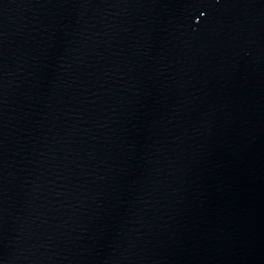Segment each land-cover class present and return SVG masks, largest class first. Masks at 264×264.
<instances>
[{"label": "water", "instance_id": "water-1", "mask_svg": "<svg viewBox=\"0 0 264 264\" xmlns=\"http://www.w3.org/2000/svg\"><path fill=\"white\" fill-rule=\"evenodd\" d=\"M0 264H264V0H0Z\"/></svg>", "mask_w": 264, "mask_h": 264}]
</instances>
